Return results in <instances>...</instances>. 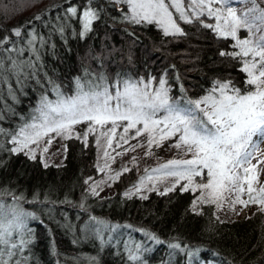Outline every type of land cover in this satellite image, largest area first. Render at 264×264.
Masks as SVG:
<instances>
[{"label":"trees","instance_id":"trees-1","mask_svg":"<svg viewBox=\"0 0 264 264\" xmlns=\"http://www.w3.org/2000/svg\"><path fill=\"white\" fill-rule=\"evenodd\" d=\"M181 2L191 23L177 19L183 34H165L156 22L131 20L130 7L116 0H0V264H264L261 209L220 219L214 204L194 207L198 190L184 191L179 182L171 191H130L149 169L136 173L139 163L120 174L110 193L89 189L98 173L90 126L85 136L65 138L60 163H43L37 153L16 148L20 129L40 116L45 98L53 102L105 88L115 96L130 84L151 100L163 81L170 104L192 108L189 102L215 92L221 98L225 84L227 95L254 89L243 69L245 61L259 66V58L236 55L251 31L240 27L234 37L221 36L216 25L232 24L219 12L222 6L241 19L255 8L251 19L264 0H205L203 8ZM238 4L244 12H237ZM70 7L78 9L75 16ZM87 8L98 16L85 31ZM165 112L161 108L153 118ZM166 164L153 168L168 172Z\"/></svg>","mask_w":264,"mask_h":264},{"label":"snow or ice","instance_id":"snow-or-ice-1","mask_svg":"<svg viewBox=\"0 0 264 264\" xmlns=\"http://www.w3.org/2000/svg\"><path fill=\"white\" fill-rule=\"evenodd\" d=\"M116 2H123L130 7V18L134 22L139 23L141 20L156 22L164 29L165 34H169L170 30L173 34H183L176 22L177 19L191 23L181 0H171V3L166 0H116ZM252 2L255 3V0ZM207 3L210 5L212 0H207ZM191 5L203 8L205 0H191ZM170 8H174L179 13L177 18H173ZM255 11V8L249 9L248 13L243 14L244 19H241L234 10L229 9L228 15L233 18L231 26L224 29L219 24L216 25V31L221 36L234 37L240 27L248 28L249 31L255 27L257 32L262 33L256 41H241V52L236 53L244 57L251 55L259 58V66L254 60L245 61L243 69L250 77L247 83L253 85L254 89L244 94L238 89H233V94L227 95L223 91L228 88L225 84L220 86L221 98L217 99L209 95L202 100L189 102L194 103L195 106L192 108L170 104L163 81L160 83L161 90L151 100L148 92L130 84L125 85L123 93L117 91L115 96L109 94L105 88L103 92L82 93L74 98L60 99L56 102L45 98L41 102V108L38 109L40 116L33 117L32 124L21 128L20 135L24 136L26 141L37 143L49 132L67 134L71 132L73 125L85 121L100 126L111 123L114 125L110 130L112 134L115 133L117 120L129 121L124 128L125 133L138 123H143L144 131H154L160 123L166 121L165 127L169 131L162 134L160 139L180 133V143L174 146L180 147L183 144L186 152L192 153L194 157L187 160H171L163 165L162 167L170 169L169 176L176 177L177 182L180 179L186 180L191 185L193 177L200 176L202 170L207 169L208 181L196 185L203 193L200 197L201 202L218 205L219 201L236 193L233 203H240L244 207H247L249 202L264 204V186L254 187L259 184L258 173L264 171V168H261V165H264V153L260 151V144L264 143V9L260 10L259 16H252L249 19V13ZM68 12L75 16L78 9L70 7ZM208 14L217 15L212 10H209ZM82 16L83 27L87 31L98 13L87 8L82 11ZM15 35H20L19 29L15 30ZM221 55L225 53L222 52ZM112 100H116L114 107L110 106ZM201 104L208 105V108H201ZM161 108L168 113L165 121L154 120L153 116ZM197 112L201 113L203 118L197 115ZM36 120L40 122L36 123ZM29 129H31L30 133ZM94 130L91 126L87 129L89 132ZM139 134L138 129L137 135ZM121 139L124 137L122 136ZM153 139L148 143L151 144ZM110 143L109 141V145ZM44 150L47 151V148ZM253 159L256 160L255 164L252 163ZM183 190L189 189L184 187ZM245 191L249 201L240 199V193ZM24 215L30 216L31 213ZM21 226L23 222L17 225V227ZM172 247L179 246L172 245Z\"/></svg>","mask_w":264,"mask_h":264},{"label":"rangeland","instance_id":"rangeland-1","mask_svg":"<svg viewBox=\"0 0 264 264\" xmlns=\"http://www.w3.org/2000/svg\"><path fill=\"white\" fill-rule=\"evenodd\" d=\"M208 4V3H207ZM244 4H238L235 6L237 12H244ZM244 10V11H243ZM219 12L224 16H229L225 8H220ZM228 22H233L231 19H225ZM226 24V23H225ZM227 25V24H226ZM250 32V31H249ZM258 33L255 27L251 30V35L246 37V40L253 41V36ZM260 33V32H259ZM259 59H257L258 61ZM256 61V60H254ZM218 89V88H216ZM124 92V89L121 93ZM211 96L219 99L220 97L215 94H210ZM78 96V95H77ZM209 96V95H208ZM76 96H72L74 98ZM70 97H64L63 99H68ZM58 100H54L56 102ZM110 106L114 107L113 103ZM201 108H208V105L201 104ZM123 110V106H122ZM168 113L161 115L158 118H153L157 121H165ZM129 121L117 120L115 125V133H110V130L114 127L113 124L107 123L103 126L95 125L94 122L85 121L72 126L71 132L67 134H57L55 132H49L46 136H42L37 143H32L31 141H26L24 136L18 135L16 138V148L22 150L29 154L37 153L41 158L43 163H60L65 154V138L69 135H80L85 136L86 127H95V141L98 145V157H97V171L95 176L91 177L88 183V188L95 191L98 194H108L114 189V181L120 176V174L132 166V163H139L138 168L135 169L136 173L144 171V175L139 178L138 182L134 185L127 187L130 191H137L139 194L144 195L150 189L155 190H167L179 182V185L188 187L191 190L197 189L198 193L193 201V206H197L201 203L200 197L203 194L202 190L197 188L196 185L201 183H206L208 181L207 169H205V179L200 176L193 177V182L191 185L188 184L186 180L180 179L177 182V178L169 176L166 171H156L157 168H153L159 163L171 160H187L193 159V154L186 152L185 146L181 144L180 147H175L177 143H180L179 136L180 133H175L174 135L167 137L163 140L160 139L162 134H166L169 129L165 127V123H160L154 131H144L143 123L136 124L135 127L129 128L125 133L124 128L127 127ZM152 126L150 125V128ZM140 130V134L137 135V130ZM31 132V129L28 130ZM105 133H109L105 135ZM124 139H121V137ZM154 138V139H153ZM150 139H153L151 144L148 143ZM51 141V143H49ZM109 141L111 142L109 145ZM26 144V146H25ZM47 148V151L44 149ZM260 151L264 153V143L260 144ZM107 153V155H105ZM253 164L256 160L253 159ZM264 168V165H261ZM153 170L157 173L154 174ZM203 173V172H202ZM259 184L254 185V187L264 186V171L258 173ZM256 195V193H254ZM236 199V193H232L226 199H223L214 204L215 214L220 219H232L239 218L241 216H246L255 210L261 209L264 211V204L259 202L253 204L249 202L247 207H244L240 203H233ZM240 199L243 201H249V197L246 193H240Z\"/></svg>","mask_w":264,"mask_h":264}]
</instances>
